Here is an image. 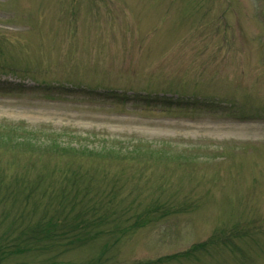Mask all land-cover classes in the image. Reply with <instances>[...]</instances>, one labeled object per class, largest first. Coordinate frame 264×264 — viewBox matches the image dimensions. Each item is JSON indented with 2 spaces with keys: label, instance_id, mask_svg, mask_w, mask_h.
<instances>
[{
  "label": "rangeland",
  "instance_id": "rangeland-1",
  "mask_svg": "<svg viewBox=\"0 0 264 264\" xmlns=\"http://www.w3.org/2000/svg\"><path fill=\"white\" fill-rule=\"evenodd\" d=\"M0 264H264V0H0Z\"/></svg>",
  "mask_w": 264,
  "mask_h": 264
},
{
  "label": "trees",
  "instance_id": "trees-1",
  "mask_svg": "<svg viewBox=\"0 0 264 264\" xmlns=\"http://www.w3.org/2000/svg\"><path fill=\"white\" fill-rule=\"evenodd\" d=\"M57 222H53V223L48 222L46 225L37 226L36 229L32 230L33 233L35 234L33 238L36 240H42L45 239L43 238L45 234L46 237L53 236L54 234H55L54 237H59L61 236L59 235L60 233L69 234L70 232L74 231L76 228H79L82 224L86 223L85 219L79 218L69 223L65 221L64 222L65 227H60Z\"/></svg>",
  "mask_w": 264,
  "mask_h": 264
}]
</instances>
